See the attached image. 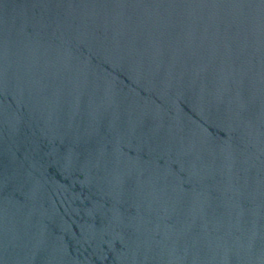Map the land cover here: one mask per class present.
Returning <instances> with one entry per match:
<instances>
[{
    "label": "water",
    "instance_id": "water-1",
    "mask_svg": "<svg viewBox=\"0 0 264 264\" xmlns=\"http://www.w3.org/2000/svg\"><path fill=\"white\" fill-rule=\"evenodd\" d=\"M0 264H264V0H0Z\"/></svg>",
    "mask_w": 264,
    "mask_h": 264
}]
</instances>
